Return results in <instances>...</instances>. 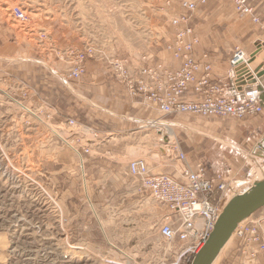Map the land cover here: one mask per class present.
<instances>
[{"label": "rangeland", "instance_id": "obj_1", "mask_svg": "<svg viewBox=\"0 0 264 264\" xmlns=\"http://www.w3.org/2000/svg\"><path fill=\"white\" fill-rule=\"evenodd\" d=\"M16 7L24 11L23 22L11 14ZM212 8L214 20H202L201 12ZM201 9L188 23L199 52L217 65L228 64L235 47L249 52L264 39L258 37L261 21L248 24L224 0ZM185 13L180 0H0V264L172 262L179 244H167L158 231L169 212L140 189L127 164L150 156L158 166L145 159L153 173L181 179V162L170 158L173 143L189 164L209 169L225 161L217 172L227 165L240 170L235 190L264 172L263 142L248 141L247 128L236 120L163 116L136 97L86 96L99 93L104 78L126 90L113 61L130 72L146 63H177L164 47L174 31L171 17ZM86 43L93 46L85 61L89 80L87 71L73 79V54ZM124 116L129 128L121 124ZM246 259L232 236L215 264H264V252Z\"/></svg>", "mask_w": 264, "mask_h": 264}, {"label": "built area", "instance_id": "obj_2", "mask_svg": "<svg viewBox=\"0 0 264 264\" xmlns=\"http://www.w3.org/2000/svg\"><path fill=\"white\" fill-rule=\"evenodd\" d=\"M229 1L236 13L248 16L253 23L260 22L255 0ZM207 2L180 0V8L186 13L171 17L169 22L174 31L164 48L176 64L146 63L131 74L122 62L115 61V71L125 67L119 81L132 97L165 115L193 114L231 120L256 117L263 111L264 56L254 67L250 68L248 64L257 47L260 46L264 54V40L257 42L249 52L235 47L228 58V72L221 73L208 52L199 57L195 55L199 38L188 23L192 14ZM13 16L19 22L26 19L18 8L13 10ZM92 52L91 48L86 52H74L69 72L71 78L83 75L84 62ZM176 156L185 161L186 156L181 150ZM207 172L208 167L197 162L193 169L184 167L180 179L170 174L153 173L141 158L128 164V173L140 189L169 212L161 219L158 231L167 244L179 245L174 251V260L166 264H190L211 234L226 201L239 191L235 190V182L227 174L208 175ZM235 237L243 244L245 262L255 260L259 252H264V216L250 217L237 228Z\"/></svg>", "mask_w": 264, "mask_h": 264}, {"label": "crops", "instance_id": "obj_3", "mask_svg": "<svg viewBox=\"0 0 264 264\" xmlns=\"http://www.w3.org/2000/svg\"><path fill=\"white\" fill-rule=\"evenodd\" d=\"M143 1H145V2H147V3H154V2H156L157 3V0H143ZM225 2H227L228 4H230V6L233 8V6H232V3L230 2V1H228V0H224ZM208 3H209V0H208V2H207V4H206V6L208 5ZM255 8H256V11H257V14L259 15V17H260V21L262 22L259 26L261 27V30H260V32L258 33V37L259 38H261V39H263L264 38V0H255ZM203 9V8H202ZM201 8L199 9V11L198 12H200V11H203ZM205 10H207V9H205ZM204 10V11H205ZM217 12H216V10H214V8H212L211 9V13L210 14H205V15H203V12H201V14H202V16H200V17H202L203 19L202 20H214V18H215V16L217 15L216 14ZM238 14V13H237ZM199 15H200V13H199ZM239 16H242L244 19H247V21H248V24L249 23H252L251 21H250V18L248 17V16H245V15H241V14H238ZM262 25V26H261ZM258 26V25H257ZM258 26V27H259ZM209 32H211V33H213V34H215L216 32H217V30L215 29V27L212 25V23H210L209 24ZM257 29V28H256ZM255 31H259L258 29L257 30H255ZM196 32V31H195ZM208 32V33H209ZM197 34V33H196ZM264 40V39H263ZM263 40H261V41H263ZM260 42V41H259ZM216 44V43H215ZM217 45V44H216ZM195 50H196V52H198V54L200 53L199 52V50H200V47H199V45H197V47L195 48ZM246 51V50H245ZM203 53V52H202ZM259 53H262V58H263V56H264V54H263V51L262 50H259V52L257 53V55L259 54ZM200 55H201V53H200ZM257 55H256V57H257ZM255 57V58H256ZM262 58L260 59V61L262 60ZM255 61V60H254ZM253 61V62H254ZM259 61V62H260ZM259 62L257 63V64H259ZM89 64H91V63H89ZM174 64H176V63H174ZM257 64H255V65H257ZM254 65V66H255ZM215 67L221 72V73H227L228 72V69H229V67H228V64H227V62L225 63H223V64H221V65H217V63L215 64ZM91 69V66L89 65H87V67H86V71H87V74H86V80H89V77H88V71ZM84 77V78H85ZM84 81V80H83ZM261 81H262V85H263V91H262V95H261V100H262V102H263V111L261 112V114L260 115H258V116H256V117H253V118H251V119H244V120H231V119H228V120H231V121H235V122H239V123H241V125L244 127V128H247V135L248 136H251L249 139H248V141L250 140V141H254V145L258 142V141H262L263 142V144H264V138H262V135H264V75H263V77H262V79H261ZM88 82H90V81H88ZM98 86H99V89H100V92L99 93H93V92H91V93H89V92H87L86 93V96L88 97V99L89 100H92V101H100V100H111V99H119L120 101H122L123 100V98L125 97V100L124 101H126L130 96H128V94H127V92H126V90L124 91V89L122 88V86H119L117 83H115L113 80H111L110 78H104V79H102L101 81H99L98 82ZM126 108V107H125ZM122 112H126V110H122ZM139 113H140V111H139ZM141 114V113H140ZM125 115H126V113H125ZM137 115V114H136ZM135 115V116H136ZM124 118H125V116H124ZM208 118H214V117H208ZM221 119H226V118H221ZM130 119H127V118H125L122 122H121V124L123 125L124 124V127L125 128H129V126H130ZM127 125H129V126H127ZM121 125L119 124V127H120ZM117 127H118V125H117ZM106 132H110L109 131V129H106V131L105 130H103L102 131V133H106ZM235 143V142H234ZM249 143V142H248ZM104 145H106V143H104V142H101V144H100V146H104ZM234 145V144H233ZM235 146V145H234ZM166 154V153H165ZM185 154V153H184ZM168 156V155H167ZM186 156V159H185V161H183V162H181V164H182V167L180 168V172H181V170H183L184 169V167H189V168H191V169H193L194 168V164H189L188 163V159H187V155H185ZM169 157V156H168ZM170 158H173L172 156H170ZM145 159H147V162L150 164V166L152 167V165H154V167H152V168H158V166L156 165V164H153V162H152V158L149 156V157H147V158H145ZM255 159V158H254ZM130 161V160H129ZM224 163H225V161H222V162H220V161H216L215 162V164L212 166H209L210 168L208 169V172H207V174L208 175H211V174H213V173H215V172H217L216 170H219V168H221L222 166H224ZM226 168L227 169H225L226 171H220V172H223V173H225V174H227L229 177H231V179H233V180H235V178H239V179H241L242 177H240L237 173H239L240 172V170H233L232 168H230L228 165L226 166ZM260 172H261V170H260ZM166 174H168V173H166ZM260 210H262V212L260 213V215H264V207H262ZM82 226H83V224H82ZM142 227H144L143 226V224H142V226H141V228Z\"/></svg>", "mask_w": 264, "mask_h": 264}, {"label": "water", "instance_id": "obj_4", "mask_svg": "<svg viewBox=\"0 0 264 264\" xmlns=\"http://www.w3.org/2000/svg\"><path fill=\"white\" fill-rule=\"evenodd\" d=\"M247 185L226 202L211 234L190 264H213L236 227L264 207V174L256 176Z\"/></svg>", "mask_w": 264, "mask_h": 264}, {"label": "bare ground", "instance_id": "obj_5", "mask_svg": "<svg viewBox=\"0 0 264 264\" xmlns=\"http://www.w3.org/2000/svg\"><path fill=\"white\" fill-rule=\"evenodd\" d=\"M229 1V0H228ZM17 8V7H16ZM15 8H13L12 10H11V14H12V16H13V10H14ZM18 9H21L20 7L18 8ZM22 10V9H21ZM22 12L24 13V11L22 10ZM13 18L16 20V18L13 16ZM260 23V22H259ZM198 36V35H197ZM87 48H91L92 50H93V46H91V45H89V44H87L86 43V45H85V47L81 50V51H76V52H86V49ZM259 50H262L261 48H260V46L259 47H257V50L254 52V54L252 55V57H251V60H250V62H249V64H248V66L251 68V67H254V65L255 64H257L258 62H259V60L261 59V57H262V53H259L258 55H257V53L259 52ZM245 51V50H244ZM263 51V50H262ZM247 52V51H246ZM93 53V52H92ZM256 55H257V57H256ZM256 57V58H255ZM255 60V61H254ZM254 61V62H253ZM114 62L115 61H113L112 62V68H113V70H114V72H115V74H116V76L119 78V79H122V75H121V73L120 72H123V70H125V67L124 68H119V69H116L117 71H119V72H117V71H115V68H114ZM118 63H119V61H118ZM215 64H216V62H215ZM86 73V64H85V62H84V72H83V75ZM131 74H134V72H131ZM82 75V76H83ZM118 79V80H119ZM126 92H127V94H128V96H130V98H132V95H131V92L128 90V89H126ZM161 115H163V116H166L164 113H162V112H159ZM191 115H193V114H191ZM194 116H197V115H194ZM227 119V118H226ZM166 129H165V131L167 132V134H169V136H171V135H173V131L169 128V127H165ZM167 145H164V147H166ZM170 146H168V148H169ZM171 156L173 157V159H175V160H177V161H180V160H178V158H177V152L178 151H180V148H179V146H177L175 143H173L172 144V146H171ZM164 151H166V150H164ZM136 159H139V158H136ZM141 159H143V160H145L144 158H141ZM185 159H186V157H185ZM134 160V159H133ZM131 162V160L128 162V164ZM145 162H146V160H145ZM180 162H183V161H180ZM147 163V162H146ZM128 164H127V172H128ZM148 164V163H147ZM148 166H149V164H148ZM149 168H150V166H149ZM161 174H166V173H161ZM264 174V172H260V175H263ZM29 177V176H28ZM249 186V185H248ZM248 186H246L244 189H246ZM234 196V195H233ZM230 198H232V197H230ZM230 198L227 200V201H229L230 200ZM226 201V202H227ZM226 204V203H225ZM225 206V205H224ZM250 218V217H249ZM249 218H247V219H245L242 223H244V222H247L248 220H249ZM242 223H240L237 227H236V229L234 230V233L232 234V236H235V231L237 230V228L242 224ZM231 236V237H232ZM231 237H230V239H231ZM229 239V240H230ZM229 240H228V242H229ZM227 242V243H228ZM226 243V244H227ZM224 248V247H223ZM222 248V249H223ZM222 251V250H221ZM220 251V252H221ZM197 253V252H196ZM220 254V253H219ZM219 256V255H218ZM217 256V257H218ZM217 257H216V259H217ZM216 259L214 260V262H213V264H215V261H216Z\"/></svg>", "mask_w": 264, "mask_h": 264}]
</instances>
